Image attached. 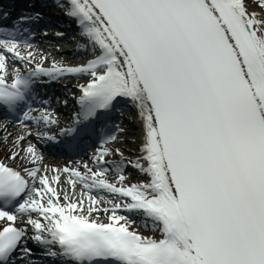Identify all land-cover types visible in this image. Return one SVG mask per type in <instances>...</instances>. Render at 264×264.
<instances>
[{"label":"snow or ice","instance_id":"1","mask_svg":"<svg viewBox=\"0 0 264 264\" xmlns=\"http://www.w3.org/2000/svg\"><path fill=\"white\" fill-rule=\"evenodd\" d=\"M57 6L86 40L83 64L45 67L29 51L39 12L0 27V111L36 129L0 160V264H264V0ZM63 80L84 83L60 127L48 100L29 101ZM115 113L139 121L134 157ZM53 145L90 151L49 169Z\"/></svg>","mask_w":264,"mask_h":264},{"label":"bare ground","instance_id":"2","mask_svg":"<svg viewBox=\"0 0 264 264\" xmlns=\"http://www.w3.org/2000/svg\"><path fill=\"white\" fill-rule=\"evenodd\" d=\"M8 70H10V67L8 68ZM55 97H56V95H55ZM72 103L73 102H69L68 101L67 105H71ZM23 133H24V130H22L21 128H18V127H15L14 126L11 129H9L8 131H6L5 133H3V134L0 135V159H2V160L4 159V155L12 147V141L16 138V136L21 135ZM7 135L9 137V140L6 143L5 140H4V137L7 136ZM125 139H127V138L125 137ZM132 139H133V141L138 142V137L137 136L136 137L134 136ZM119 146L120 147L122 146L123 148L126 147V145H124V144H121ZM138 146H139V142H138L137 148H138ZM136 149L130 148L129 149L130 152L128 151V155L134 154L135 153L134 150H136ZM116 159H118V158H116ZM17 167H18V165H17ZM135 178H136L135 177V173H133L132 179L134 180Z\"/></svg>","mask_w":264,"mask_h":264},{"label":"rangeland","instance_id":"3","mask_svg":"<svg viewBox=\"0 0 264 264\" xmlns=\"http://www.w3.org/2000/svg\"><path fill=\"white\" fill-rule=\"evenodd\" d=\"M249 10H250V11L257 10V11H258V9H256V8L254 7V3H250V5H249Z\"/></svg>","mask_w":264,"mask_h":264}]
</instances>
